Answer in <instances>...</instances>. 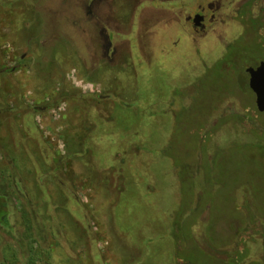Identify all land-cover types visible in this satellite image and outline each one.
<instances>
[{
	"label": "rangeland",
	"instance_id": "obj_1",
	"mask_svg": "<svg viewBox=\"0 0 264 264\" xmlns=\"http://www.w3.org/2000/svg\"><path fill=\"white\" fill-rule=\"evenodd\" d=\"M260 60L264 0H0V183L22 197L0 264H177V215L206 250L253 233L264 112L245 68Z\"/></svg>",
	"mask_w": 264,
	"mask_h": 264
},
{
	"label": "trees",
	"instance_id": "obj_2",
	"mask_svg": "<svg viewBox=\"0 0 264 264\" xmlns=\"http://www.w3.org/2000/svg\"><path fill=\"white\" fill-rule=\"evenodd\" d=\"M94 99H96L98 97L97 94H95ZM49 105L44 104L41 107H33L34 112L36 111H43L45 110ZM3 181V180H2ZM8 187L9 185L5 182H1L0 183V230L5 232L6 234L10 235L11 238L15 239L12 232L8 233L6 231V226H7V222H6V216H4L7 212L6 209H8L7 207L9 205H13L14 206V202L17 199H20L22 197L21 196V190L19 188V186L17 184H15L14 188H13V193L8 191ZM178 213V212H177ZM34 214V212H33ZM32 214V215H33ZM176 215V214H175ZM179 215H177V217H174L173 220V228L171 230V235H172V239H173V251L174 254L178 257L181 256L183 259L181 262H179V260L177 261V264H192L190 260L187 259V254L185 255V253L183 254L181 251L180 246H188V248L186 249V252L189 253L192 250H200L201 252L207 253L209 255V257L216 262L217 264H261L262 262H260V260H255V259H251L250 257L254 254H258L257 252V248L258 246L264 244V224L262 222L261 225L256 226L255 231L252 233L251 230H249L248 228H244L243 226L240 228V226L237 228V232L235 235L232 236V247L229 251L225 250L223 247L224 246H220V247H214L213 245L209 246V249H203V247H201V245H195L193 243V240L190 239V236L188 234H186L185 236H181L182 234V229L184 227V223L179 222ZM255 218V216H254ZM253 217H249V220L254 223ZM31 225H32V229L38 230V239H41L42 241L44 240L43 236V229L42 226L38 223V220L35 217H31ZM25 224V222H23ZM181 224H183L181 226ZM30 227V224L28 225ZM187 227L185 226L184 229H186ZM36 232V231H35ZM45 233V232H44ZM257 234V236H256ZM37 238H33L31 239V241H35L37 242L38 240ZM209 239L210 241H214V237L210 234L209 232ZM260 239V240H259ZM17 244L23 246L24 243L26 241H28V237L27 235L24 234L23 238L20 237L19 240H16ZM256 249L254 250V252L252 251L253 248ZM173 254V255H174ZM183 254V255H181ZM254 254V255H255ZM264 254V253H263ZM262 254V255H263ZM185 255V256H184ZM180 258V257H179ZM178 258V259H179ZM249 258V260H248ZM264 258V257H263ZM184 261V262H183Z\"/></svg>",
	"mask_w": 264,
	"mask_h": 264
},
{
	"label": "water",
	"instance_id": "obj_3",
	"mask_svg": "<svg viewBox=\"0 0 264 264\" xmlns=\"http://www.w3.org/2000/svg\"><path fill=\"white\" fill-rule=\"evenodd\" d=\"M248 74V86L254 93L255 106L259 112H264V60H260L256 66L245 68Z\"/></svg>",
	"mask_w": 264,
	"mask_h": 264
},
{
	"label": "flooded vegetation",
	"instance_id": "obj_4",
	"mask_svg": "<svg viewBox=\"0 0 264 264\" xmlns=\"http://www.w3.org/2000/svg\"><path fill=\"white\" fill-rule=\"evenodd\" d=\"M242 5L245 7V10L248 9V7H249L248 2H245ZM205 16H206V14L204 13V11L199 10L198 8L194 10V13L192 14V18L189 21L190 27L192 28L193 31L194 30H205L204 29L205 25L208 22H210V21H208L207 23L205 22V20H206ZM189 18H190V16H188V19ZM178 20H179V18H178Z\"/></svg>",
	"mask_w": 264,
	"mask_h": 264
}]
</instances>
